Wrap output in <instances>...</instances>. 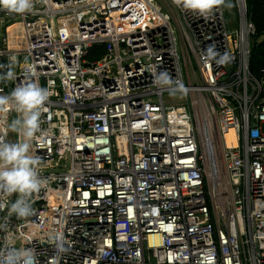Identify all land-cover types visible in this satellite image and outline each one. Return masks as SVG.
Returning <instances> with one entry per match:
<instances>
[{
	"label": "built area",
	"instance_id": "built-area-1",
	"mask_svg": "<svg viewBox=\"0 0 264 264\" xmlns=\"http://www.w3.org/2000/svg\"><path fill=\"white\" fill-rule=\"evenodd\" d=\"M228 4L208 17L173 0L0 9V65L15 58L17 77L0 82V96L26 79L50 93L31 142L45 185L27 218L10 214L15 195L0 197L8 229L0 247L33 248L39 264H53V238L62 235L69 251L57 264H264V71L249 70L255 26L246 0ZM209 45L230 62L206 60ZM94 47L105 51L98 60L89 59ZM161 71L182 80L190 110L165 102ZM198 107L214 123L208 150ZM11 113V105L0 110L8 142Z\"/></svg>",
	"mask_w": 264,
	"mask_h": 264
},
{
	"label": "clouds",
	"instance_id": "clouds-1",
	"mask_svg": "<svg viewBox=\"0 0 264 264\" xmlns=\"http://www.w3.org/2000/svg\"><path fill=\"white\" fill-rule=\"evenodd\" d=\"M173 3L184 11L203 17H208L218 7L230 6L228 0H173ZM33 8L34 0H0V9L9 13L24 15ZM204 58L218 65L230 62L229 54L218 52L215 45H209L204 50ZM15 67V58H11L7 65H0V82L16 80ZM155 83L159 89L167 90L172 95H187V88L182 80H173L167 71L156 73ZM49 96L47 88L27 79L18 83L9 95L0 96V110L11 105L17 113L16 118L9 121L7 126L20 139L17 142H8L0 138V197H17L7 205L10 214L17 218L34 215L31 197L45 185V179L39 171L42 160L32 153L31 142L41 131V115ZM4 206L0 202V207ZM7 230L6 224H0V231ZM53 239L56 251L53 264H57L69 248L65 246L62 235ZM0 264H39V260L33 248L16 247L8 241L0 247Z\"/></svg>",
	"mask_w": 264,
	"mask_h": 264
},
{
	"label": "trees",
	"instance_id": "trees-1",
	"mask_svg": "<svg viewBox=\"0 0 264 264\" xmlns=\"http://www.w3.org/2000/svg\"><path fill=\"white\" fill-rule=\"evenodd\" d=\"M247 14L255 26V34L251 37V53L249 70L255 77H260L264 71V0H246ZM103 48L94 47L89 59L98 60L104 55Z\"/></svg>",
	"mask_w": 264,
	"mask_h": 264
},
{
	"label": "rangeland",
	"instance_id": "rangeland-1",
	"mask_svg": "<svg viewBox=\"0 0 264 264\" xmlns=\"http://www.w3.org/2000/svg\"><path fill=\"white\" fill-rule=\"evenodd\" d=\"M230 9L235 14V11L232 8H230ZM232 12L229 11V12L226 13V20H227V22L231 21V22L234 23L233 26H231L232 30H238L239 29V25L236 23L237 17L235 15H233ZM170 15H171V13H170ZM177 36H178V39H179L180 37H179L178 33H177ZM193 62H194V66L196 67V61H195L194 58H193ZM182 66H183V70H184L185 74H186L188 68H189V71L191 70V66L189 64L186 65L184 59H182ZM190 80H191V84H193V85H197L199 83V78L198 77H193V75L191 73H190ZM164 100L169 105L186 106L188 110H190V106L192 104L191 95L188 94V93H187V95H180V94L172 95L170 93H167L164 96ZM196 110H197V108H195V111ZM195 117H196V114H195ZM200 118L203 119L204 121H206L203 116H201ZM207 121L211 122V123L208 122V127L211 124V128H213L214 123L209 120V116L207 118ZM206 122H205V131L204 132L210 133V132H208L210 129L207 128ZM194 123H195V126L198 128L199 121H198L197 117H196V121H194ZM203 136H204V134H203ZM210 138L212 140L211 136H210ZM214 143H215V141H214Z\"/></svg>",
	"mask_w": 264,
	"mask_h": 264
},
{
	"label": "bare ground",
	"instance_id": "bare-ground-1",
	"mask_svg": "<svg viewBox=\"0 0 264 264\" xmlns=\"http://www.w3.org/2000/svg\"><path fill=\"white\" fill-rule=\"evenodd\" d=\"M194 92H195V89L192 88V93L194 94ZM194 100H195V97H194ZM196 114H197V119L199 121L198 130H199L200 135H201L202 145H203L204 149L208 150L210 148L211 143H212V140L210 138V133L204 132L205 131V122L207 121L208 115L204 112V110L201 107L197 108ZM201 116H203L206 121L201 119L200 118ZM206 126H207V128L210 129V127H208V121L206 122ZM203 134H204V136H203ZM229 139L230 140L233 139L231 134L229 136ZM206 153H208L209 157H210V151H207Z\"/></svg>",
	"mask_w": 264,
	"mask_h": 264
},
{
	"label": "water",
	"instance_id": "water-1",
	"mask_svg": "<svg viewBox=\"0 0 264 264\" xmlns=\"http://www.w3.org/2000/svg\"><path fill=\"white\" fill-rule=\"evenodd\" d=\"M6 82V81H5ZM5 82H3L5 84ZM13 118H15V115L13 113H11L8 118H7V123H6V127H5V130H6V133L9 137V140L10 142H16V136H15V133L9 131L8 129V122L11 121Z\"/></svg>",
	"mask_w": 264,
	"mask_h": 264
}]
</instances>
